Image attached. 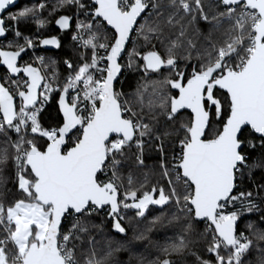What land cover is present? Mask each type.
<instances>
[{
    "label": "snow or ice",
    "instance_id": "1",
    "mask_svg": "<svg viewBox=\"0 0 264 264\" xmlns=\"http://www.w3.org/2000/svg\"><path fill=\"white\" fill-rule=\"evenodd\" d=\"M14 4L0 0V264H127L130 210L134 240L175 229L137 264H264V0H36L9 26ZM53 22L77 53L63 78L35 54L61 48ZM146 152L160 180L137 187Z\"/></svg>",
    "mask_w": 264,
    "mask_h": 264
},
{
    "label": "trees",
    "instance_id": "2",
    "mask_svg": "<svg viewBox=\"0 0 264 264\" xmlns=\"http://www.w3.org/2000/svg\"><path fill=\"white\" fill-rule=\"evenodd\" d=\"M36 0H19V4L17 7L12 9L11 11L6 13V25H11V21L8 20V14L9 13H15L19 9L25 7V6H32ZM55 0H49V3H54ZM43 15L46 17L47 12L43 13ZM51 31H48L47 29L42 30L43 35H57L61 40V48L55 50V51H47L43 47H38L37 51L43 53L44 57L46 59L51 58L57 61V67L59 72L61 73V78H63L64 75V65L62 61L66 58H71L72 60H75L77 57V53L73 50L72 41L70 38V35L66 33H61L54 27V22L48 26ZM22 31H25L26 35H31L35 33V25H32L31 32L24 29L22 27ZM27 59V57H25ZM0 74H2L0 72ZM126 80L123 83V90L126 92L133 91L136 87L137 80L139 78L137 73L134 72H127L126 73ZM57 116V105L55 103V100H53L46 108L45 112L43 113V117L46 123H54L55 118ZM156 161L157 157L154 153H148L145 154V167L142 169H138L134 166H129L126 175L131 174L133 177V180L136 182L134 186H139V182H144L145 176H147L146 184L148 187H150L153 183H156L160 180V176L158 171L156 170ZM262 177H264V170L257 169L253 173V179L259 181ZM134 210H130L127 213L126 219L124 223L128 226V234L127 239L130 242L129 248L131 251H122L121 253L117 254L118 258L127 262V264H137V258L140 256L145 257L146 259H153L157 255V250L155 245L156 244H163L165 240V236L167 234H171L175 229L167 224H161L158 223L151 232L146 234V238L143 240H134L133 236L141 231L144 230L146 226L145 222H138L137 219L133 215ZM156 214L153 212L150 208L149 212L146 213V215L151 218L152 215ZM106 220V218H105ZM96 223H100V217L96 218ZM243 227V226H242ZM200 229H203V225H200ZM103 235L99 234L97 236V239L100 240L101 244L103 245ZM205 247V241L203 238L197 237L196 238V250L202 251Z\"/></svg>",
    "mask_w": 264,
    "mask_h": 264
},
{
    "label": "water",
    "instance_id": "3",
    "mask_svg": "<svg viewBox=\"0 0 264 264\" xmlns=\"http://www.w3.org/2000/svg\"><path fill=\"white\" fill-rule=\"evenodd\" d=\"M18 4H19V0H15V4L12 5V6H10L9 9L6 10L5 14H6L7 12L11 11L12 9H14L15 7H17ZM5 14H4V15H5ZM54 27L56 28L55 24H54ZM57 30H58V29H57ZM58 31H59V30H58ZM43 48H44L45 50H47V51H55V50H57L56 48H53V47H51V46H45V47H43ZM1 71H2V70H0V72H1Z\"/></svg>",
    "mask_w": 264,
    "mask_h": 264
},
{
    "label": "built area",
    "instance_id": "4",
    "mask_svg": "<svg viewBox=\"0 0 264 264\" xmlns=\"http://www.w3.org/2000/svg\"><path fill=\"white\" fill-rule=\"evenodd\" d=\"M4 18H6V14L4 15ZM10 26V25H9ZM9 38H11V36L9 37ZM35 54L36 55H43L42 53H38V51H37V49H35ZM44 56V55H43ZM28 58V57H27ZM1 73H2V71H1ZM127 73V72H126ZM126 73H125V75H126Z\"/></svg>",
    "mask_w": 264,
    "mask_h": 264
},
{
    "label": "rangeland",
    "instance_id": "5",
    "mask_svg": "<svg viewBox=\"0 0 264 264\" xmlns=\"http://www.w3.org/2000/svg\"><path fill=\"white\" fill-rule=\"evenodd\" d=\"M42 34H43V32H42ZM36 49H38V47H37ZM38 53H41V52H38ZM42 54H43V53H42Z\"/></svg>",
    "mask_w": 264,
    "mask_h": 264
}]
</instances>
